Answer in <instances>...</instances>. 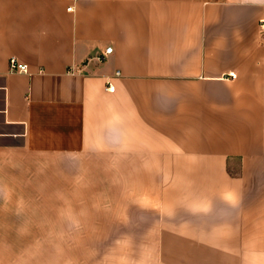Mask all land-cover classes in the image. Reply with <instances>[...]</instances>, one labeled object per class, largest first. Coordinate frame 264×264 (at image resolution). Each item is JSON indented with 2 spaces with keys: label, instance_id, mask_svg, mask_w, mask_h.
I'll return each instance as SVG.
<instances>
[{
  "label": "crops",
  "instance_id": "1",
  "mask_svg": "<svg viewBox=\"0 0 264 264\" xmlns=\"http://www.w3.org/2000/svg\"><path fill=\"white\" fill-rule=\"evenodd\" d=\"M263 17L264 0H0V187L18 151L125 154L191 197L159 215L174 264H264Z\"/></svg>",
  "mask_w": 264,
  "mask_h": 264
},
{
  "label": "rangeland",
  "instance_id": "2",
  "mask_svg": "<svg viewBox=\"0 0 264 264\" xmlns=\"http://www.w3.org/2000/svg\"><path fill=\"white\" fill-rule=\"evenodd\" d=\"M17 154L0 187V264H174L180 258L161 242L159 215L191 199L181 178L178 188L155 187L158 179L125 154Z\"/></svg>",
  "mask_w": 264,
  "mask_h": 264
},
{
  "label": "built area",
  "instance_id": "3",
  "mask_svg": "<svg viewBox=\"0 0 264 264\" xmlns=\"http://www.w3.org/2000/svg\"><path fill=\"white\" fill-rule=\"evenodd\" d=\"M70 8V6L68 7ZM261 23L262 25L264 24V17L261 18ZM264 27V25H263ZM112 49L111 46H107L105 48V51L101 53V55H99V58H103L107 52H110ZM9 67L11 70H14V71H21V72H27L28 71V64L23 62V61H20L18 60L15 56H11L10 59H9ZM119 71L116 70L115 73H118ZM232 77H235V73H230ZM105 89L107 90H113L114 89V84H112L110 81L107 82L106 86H105Z\"/></svg>",
  "mask_w": 264,
  "mask_h": 264
},
{
  "label": "trees",
  "instance_id": "4",
  "mask_svg": "<svg viewBox=\"0 0 264 264\" xmlns=\"http://www.w3.org/2000/svg\"><path fill=\"white\" fill-rule=\"evenodd\" d=\"M231 172V171H230Z\"/></svg>",
  "mask_w": 264,
  "mask_h": 264
}]
</instances>
